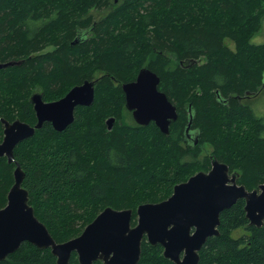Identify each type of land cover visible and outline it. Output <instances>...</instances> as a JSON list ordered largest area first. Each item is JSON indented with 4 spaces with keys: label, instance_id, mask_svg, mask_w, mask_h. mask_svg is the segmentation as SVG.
I'll use <instances>...</instances> for the list:
<instances>
[{
    "label": "trees",
    "instance_id": "1",
    "mask_svg": "<svg viewBox=\"0 0 264 264\" xmlns=\"http://www.w3.org/2000/svg\"><path fill=\"white\" fill-rule=\"evenodd\" d=\"M263 18L264 0H0V63L20 61L0 68L1 118L35 124L30 97L40 92L36 87L53 101L98 79L94 103L78 107L65 130L46 122L18 144L13 162L0 157V208L19 163L30 204L56 241L81 234L107 206L133 208L134 225L140 204L168 198L176 184L205 170L186 160L197 157L204 142L214 145L230 172H239V184L258 188L264 183V115L242 99L264 91V42H253ZM82 30L88 39L73 44ZM226 38L236 42L235 50ZM50 45L55 48L43 52ZM149 54L156 58L146 67L160 76V89L179 112L169 134L154 122L123 119L122 84L136 78ZM94 69L103 75L93 78ZM190 113L197 144L185 134ZM111 116L116 121L108 129ZM3 137L0 120V142ZM206 164L208 171L211 158ZM245 204L239 199L221 212L220 234L208 238L199 264H264V225L250 224ZM241 229L246 233L233 234ZM0 264L57 261L50 248L24 241ZM69 264H80L76 252ZM137 264L175 263L161 244L144 237Z\"/></svg>",
    "mask_w": 264,
    "mask_h": 264
},
{
    "label": "water",
    "instance_id": "2",
    "mask_svg": "<svg viewBox=\"0 0 264 264\" xmlns=\"http://www.w3.org/2000/svg\"><path fill=\"white\" fill-rule=\"evenodd\" d=\"M82 30L73 40L79 43L87 37ZM195 62V61H194ZM11 60L1 67L18 64ZM160 76L149 67H142L136 78L122 84L126 107L140 125L154 122L159 129L170 133V126L179 116L177 105L159 88ZM98 79H86L73 86L63 97L46 101L41 92H34L30 101L34 105L37 122L30 124L19 118L4 124V137L0 142V157L15 160L14 150L20 142L33 136L50 122L55 130L63 131L75 121L76 109L91 106L95 101ZM116 121L107 119L108 129ZM190 113L186 138L199 142V133L191 129ZM192 130V131H191ZM211 168L200 170L186 181L174 186L173 193L159 202H146L138 206L137 223L132 224L134 209L105 207L78 236L58 242L47 225L35 214L30 204L29 190L23 186L25 172L17 163L14 184L7 195V204L0 208V262L19 249L24 241L38 248H50L57 264H69L73 252L80 264H137L142 253L144 237L155 245L161 244L165 257L175 264H199L200 251L209 237L219 235L220 215L239 199H245L246 216L251 225H264V183L248 190L238 183L239 172H230L227 163L211 155Z\"/></svg>",
    "mask_w": 264,
    "mask_h": 264
},
{
    "label": "rangeland",
    "instance_id": "3",
    "mask_svg": "<svg viewBox=\"0 0 264 264\" xmlns=\"http://www.w3.org/2000/svg\"><path fill=\"white\" fill-rule=\"evenodd\" d=\"M95 13H99V11L95 10ZM97 16H99V15H97ZM93 37H95L94 34H92L90 36V39ZM253 42H256V43H263L264 42V18L262 20V25H261L260 30L253 37ZM225 45L232 50L236 49V42H234L230 38L225 39ZM54 48H55L54 46L50 45L47 48H45L43 50V52L51 51ZM155 58H156L155 55H151V54L147 55L146 58L144 59L145 61H144L142 66L146 67ZM175 63H176V61H175ZM93 73H95L93 78H98V77H101L103 75L102 72H100L98 69L97 70L94 69ZM42 90H43L42 87H36L34 89V91H40V92H42ZM96 90H97V86H96ZM242 102L251 103L252 106L258 111V113L264 115V91L260 92L257 95H251V96L245 97L242 99ZM122 114L124 117L123 119L125 121L131 122V118L134 120L132 111L128 110L127 108L123 110ZM200 147H201V151L197 157H194L192 155H187L186 160L191 161V162L194 161L197 163H203L202 169L207 170L209 168V166L206 164V159H208V158L210 159L211 155L214 154V145L211 142H204L200 145ZM137 218H138V216H137ZM245 233H246L245 229H241L239 232L238 231L233 232V234L235 236H237L239 234H245Z\"/></svg>",
    "mask_w": 264,
    "mask_h": 264
},
{
    "label": "flooded vegetation",
    "instance_id": "4",
    "mask_svg": "<svg viewBox=\"0 0 264 264\" xmlns=\"http://www.w3.org/2000/svg\"><path fill=\"white\" fill-rule=\"evenodd\" d=\"M118 0H115V2H117ZM89 34H87V36H88ZM88 38L86 37L84 40H87ZM160 86V85H159ZM160 88V87H159ZM163 91V90H162ZM251 95H253V94H250L249 92H247V94L245 95V96H243V97H248V96H251ZM127 108V107H126ZM129 110V109H128ZM191 110H189V112H190ZM191 129H192V127H191ZM193 130V129H192ZM191 130V131H192ZM190 139H191V137L188 135V137H187V140H189L190 141Z\"/></svg>",
    "mask_w": 264,
    "mask_h": 264
}]
</instances>
